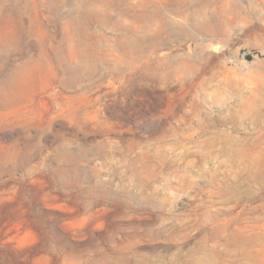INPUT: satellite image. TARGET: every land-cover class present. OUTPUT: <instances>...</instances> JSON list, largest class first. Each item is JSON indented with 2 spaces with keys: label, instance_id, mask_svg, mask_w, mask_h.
<instances>
[{
  "label": "rangeland",
  "instance_id": "374dc122",
  "mask_svg": "<svg viewBox=\"0 0 264 264\" xmlns=\"http://www.w3.org/2000/svg\"><path fill=\"white\" fill-rule=\"evenodd\" d=\"M0 264H264V0H0Z\"/></svg>",
  "mask_w": 264,
  "mask_h": 264
}]
</instances>
